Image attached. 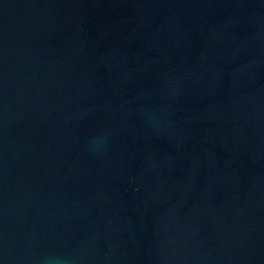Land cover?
<instances>
[{
	"label": "water",
	"instance_id": "1",
	"mask_svg": "<svg viewBox=\"0 0 264 264\" xmlns=\"http://www.w3.org/2000/svg\"><path fill=\"white\" fill-rule=\"evenodd\" d=\"M0 264H264V0H0Z\"/></svg>",
	"mask_w": 264,
	"mask_h": 264
}]
</instances>
